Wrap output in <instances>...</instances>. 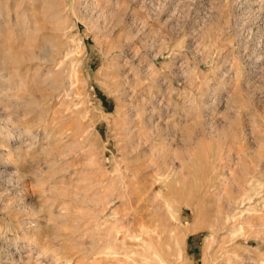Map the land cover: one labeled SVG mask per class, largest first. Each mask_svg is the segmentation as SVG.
Instances as JSON below:
<instances>
[{"label": "rangeland", "instance_id": "1", "mask_svg": "<svg viewBox=\"0 0 264 264\" xmlns=\"http://www.w3.org/2000/svg\"><path fill=\"white\" fill-rule=\"evenodd\" d=\"M0 264H264V0H0Z\"/></svg>", "mask_w": 264, "mask_h": 264}, {"label": "bare ground", "instance_id": "2", "mask_svg": "<svg viewBox=\"0 0 264 264\" xmlns=\"http://www.w3.org/2000/svg\"><path fill=\"white\" fill-rule=\"evenodd\" d=\"M48 8H50V6H49ZM7 52H8V51H7ZM15 54H16V53H15ZM16 55H18V54H16ZM16 55H11V56H9V57H8V58H9L8 60L10 61V58H11V60L13 61L12 58H15V59L18 58V57H16ZM5 57H6V56H5ZM15 59H14V60H15ZM6 60H7V59H6ZM6 60H5V61H6ZM19 60H20V59H19ZM16 61H17V60H16ZM16 61H15V62H16ZM10 62H11V61H10ZM13 62H14V61H13Z\"/></svg>", "mask_w": 264, "mask_h": 264}]
</instances>
